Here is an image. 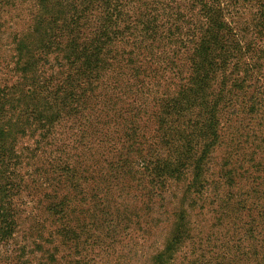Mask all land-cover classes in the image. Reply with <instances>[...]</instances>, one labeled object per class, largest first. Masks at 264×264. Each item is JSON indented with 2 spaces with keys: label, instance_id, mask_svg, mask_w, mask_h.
<instances>
[{
  "label": "trees",
  "instance_id": "obj_1",
  "mask_svg": "<svg viewBox=\"0 0 264 264\" xmlns=\"http://www.w3.org/2000/svg\"><path fill=\"white\" fill-rule=\"evenodd\" d=\"M29 1L0 85V264H107L221 182L264 202V0ZM245 116L259 158L214 172Z\"/></svg>",
  "mask_w": 264,
  "mask_h": 264
},
{
  "label": "rangeland",
  "instance_id": "obj_2",
  "mask_svg": "<svg viewBox=\"0 0 264 264\" xmlns=\"http://www.w3.org/2000/svg\"><path fill=\"white\" fill-rule=\"evenodd\" d=\"M34 12L29 0H0V85L10 77L3 66L14 58V38L29 32ZM244 118L246 128L224 134L225 143L213 161L214 172L230 147L241 158L242 166L238 165L242 176L251 166L247 160L259 158L252 155L258 143V121ZM250 183L240 179L232 198L221 182L188 205L177 207V200L174 207L179 217H170L175 208L162 207L160 219L144 227L136 238L125 235L109 256L103 255L104 259L107 264H149L160 254L165 264H264V202L249 197ZM174 227L182 231L175 238Z\"/></svg>",
  "mask_w": 264,
  "mask_h": 264
}]
</instances>
